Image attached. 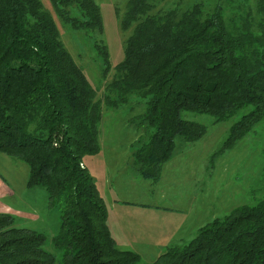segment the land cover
Wrapping results in <instances>:
<instances>
[{"label":"trees","instance_id":"1","mask_svg":"<svg viewBox=\"0 0 264 264\" xmlns=\"http://www.w3.org/2000/svg\"><path fill=\"white\" fill-rule=\"evenodd\" d=\"M158 0H127L118 19L129 31L106 94L94 90L63 46L39 0H0V153L27 167L26 188H41L59 211L52 246L60 264H138L119 250L106 225V208L82 158L98 153L102 107L130 96L142 101L144 141L132 166L152 182L174 154L175 141L193 142L204 127L182 112L227 119L247 106L228 130L230 148L264 121V0H195L156 9ZM156 2V3H155ZM222 2V3H221ZM72 30L102 33L93 0H49ZM102 71L104 45L93 44ZM40 233L13 227L0 213V264H55ZM149 264H264V200L232 209L197 230L187 244L169 246Z\"/></svg>","mask_w":264,"mask_h":264},{"label":"rangeland","instance_id":"2","mask_svg":"<svg viewBox=\"0 0 264 264\" xmlns=\"http://www.w3.org/2000/svg\"><path fill=\"white\" fill-rule=\"evenodd\" d=\"M39 1L52 16L63 46L94 90L95 100H101L106 94L105 86L114 77V65L122 59L124 41L129 34L128 30L120 31L118 27L127 0H93L101 16V34L70 29L55 15L49 0ZM198 1L212 7L217 0ZM156 2V9H166L184 8L195 0ZM94 43L106 47L110 67L105 73L93 49ZM142 101L130 96L114 109L102 107L98 125L100 153L89 159L93 181V177L101 178L96 173L98 166H113L116 174L110 185L114 191L119 188L116 198L133 202L121 204L120 211L146 226L143 229L148 236L146 240L137 244L119 241L116 248L140 255L138 264H149L154 259L155 249L148 250L146 244H153L156 238L173 232V240L158 247L161 254L171 245L187 244L199 228L223 218L232 209L253 206L264 200V121L257 122L230 148H223L229 128L251 109L250 106L219 122L207 114L182 112L181 118L203 126L204 134L190 143L176 140L173 156L163 164L159 179L152 182L136 175V166H132V150L146 135L143 126L138 124V116L144 111ZM26 178L25 164L0 153V181L8 189L0 194V213L12 217L13 227L43 235L42 249L54 257L55 264H60L61 252L51 242L59 225L58 208L49 207L43 189L26 188ZM108 216L111 232L116 236L113 225L116 213L109 211ZM136 220L131 224L136 225Z\"/></svg>","mask_w":264,"mask_h":264},{"label":"crops","instance_id":"3","mask_svg":"<svg viewBox=\"0 0 264 264\" xmlns=\"http://www.w3.org/2000/svg\"><path fill=\"white\" fill-rule=\"evenodd\" d=\"M99 153L100 152H98L97 155ZM89 158H90V156L83 157L82 158V165L87 170L89 175H92L90 173V171H91L90 169H92V168H90V159ZM112 168H113V166L110 168H107V166H104V167L98 166V171L96 173L100 174L101 178L99 180L98 177H96V178L93 177L97 192H98L99 196L101 197V199L103 200V203H104L105 208H106V225H107L108 231L110 233V236L114 240L115 245H117L119 241H124V240H129V243H132V244L136 243V242L138 243V242L142 241L143 239L146 240L148 238L147 233L143 232V229L146 226L145 225L142 226V223H140L138 220H136V218H134L133 216H129V215L126 216L125 214H123L120 211L119 206H121V204H127V203H133V202L118 200V198H116L115 195L117 193H119V188L115 189V191H114V189H112L113 187L110 185V183L113 182L114 181L113 179L115 178V175L113 176L115 171ZM131 169H132V167H131ZM137 174L138 173H136V175ZM97 181H98V184L96 185ZM4 192H8V189L6 187H4V185L0 181V194H2ZM109 211H111L112 213H116V216H115L116 221L113 224L115 227L114 231L116 233V236H114L111 232V225H110L111 221H109L110 219L108 216ZM135 220L137 221V224L136 225L131 224V221H135ZM141 231L143 233H140ZM172 233L173 232H171L170 235L169 234H166L164 236L162 235L161 238H156L154 240L155 242L153 244H146L148 246L147 247L148 250L149 249H151V250L155 249V252L153 254L154 258L159 255L158 254L159 253L158 247L160 245L164 246L173 240L174 236L172 238ZM134 238H137V241H135ZM150 238H152V236ZM138 256L140 257V255H138Z\"/></svg>","mask_w":264,"mask_h":264}]
</instances>
